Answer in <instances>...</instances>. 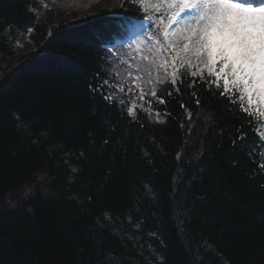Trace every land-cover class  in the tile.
<instances>
[{
	"label": "trees",
	"instance_id": "obj_1",
	"mask_svg": "<svg viewBox=\"0 0 264 264\" xmlns=\"http://www.w3.org/2000/svg\"><path fill=\"white\" fill-rule=\"evenodd\" d=\"M144 16L0 0V264H264V123L189 76L142 101L107 50Z\"/></svg>",
	"mask_w": 264,
	"mask_h": 264
},
{
	"label": "snow or ice",
	"instance_id": "obj_2",
	"mask_svg": "<svg viewBox=\"0 0 264 264\" xmlns=\"http://www.w3.org/2000/svg\"><path fill=\"white\" fill-rule=\"evenodd\" d=\"M133 3L144 9V32L124 47L137 46V51L144 54L133 68L113 52L116 45L107 51L117 55L119 68L140 89V99L150 108L152 98L160 104L166 103L159 95L164 85L170 82L179 92L184 77L189 76L190 88L199 82L208 91L215 89L231 108L238 105L250 121L253 115L264 117V2L254 5L241 0H133ZM186 12L189 14L183 15ZM163 53L168 58L160 63ZM103 85H108V81ZM149 91L151 97L145 95ZM119 92H124L123 84ZM132 94L129 88L128 95ZM167 95L171 96L172 92ZM192 95L197 93L193 91ZM117 98L116 95L104 97L110 103ZM196 104L200 106L199 98ZM180 107L185 108V104L182 102ZM127 112L133 117L136 114L132 107ZM188 115L191 119V113ZM261 141L264 143V135ZM259 167L264 169V163Z\"/></svg>",
	"mask_w": 264,
	"mask_h": 264
},
{
	"label": "rangeland",
	"instance_id": "obj_3",
	"mask_svg": "<svg viewBox=\"0 0 264 264\" xmlns=\"http://www.w3.org/2000/svg\"><path fill=\"white\" fill-rule=\"evenodd\" d=\"M165 8H166V7H165ZM153 19H156V17H153ZM143 22H144V21H142V22L136 24V25H135V28H133V29H136V28H139V27H141V26H144V23H143ZM133 29H132V30H133ZM132 30H131V31H132Z\"/></svg>",
	"mask_w": 264,
	"mask_h": 264
},
{
	"label": "bare ground",
	"instance_id": "obj_4",
	"mask_svg": "<svg viewBox=\"0 0 264 264\" xmlns=\"http://www.w3.org/2000/svg\"><path fill=\"white\" fill-rule=\"evenodd\" d=\"M241 2H243V3H249V2L256 3V1H254V0H241ZM263 2H264V0H263Z\"/></svg>",
	"mask_w": 264,
	"mask_h": 264
}]
</instances>
